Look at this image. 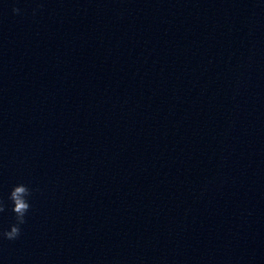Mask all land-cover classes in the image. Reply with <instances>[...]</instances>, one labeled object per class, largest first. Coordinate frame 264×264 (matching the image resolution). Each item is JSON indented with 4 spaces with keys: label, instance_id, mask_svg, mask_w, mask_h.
I'll return each mask as SVG.
<instances>
[{
    "label": "water",
    "instance_id": "water-1",
    "mask_svg": "<svg viewBox=\"0 0 264 264\" xmlns=\"http://www.w3.org/2000/svg\"><path fill=\"white\" fill-rule=\"evenodd\" d=\"M18 182L0 264H264V0H0Z\"/></svg>",
    "mask_w": 264,
    "mask_h": 264
},
{
    "label": "clouds",
    "instance_id": "clouds-1",
    "mask_svg": "<svg viewBox=\"0 0 264 264\" xmlns=\"http://www.w3.org/2000/svg\"><path fill=\"white\" fill-rule=\"evenodd\" d=\"M14 11L19 12L18 8ZM34 189L28 184L18 182L14 184L8 194V203L0 199V213L7 208L14 214V222L7 227L0 228V239L16 240L21 234V226L25 224L26 217L31 208V197Z\"/></svg>",
    "mask_w": 264,
    "mask_h": 264
}]
</instances>
